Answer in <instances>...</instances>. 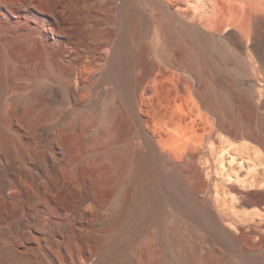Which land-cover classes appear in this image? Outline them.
Segmentation results:
<instances>
[{"label": "rangeland", "instance_id": "374dc122", "mask_svg": "<svg viewBox=\"0 0 264 264\" xmlns=\"http://www.w3.org/2000/svg\"><path fill=\"white\" fill-rule=\"evenodd\" d=\"M0 1L7 3L0 10V264H93L85 261L90 255L95 264H174L171 248L180 239L190 246L199 237L190 234L192 222L171 203H165L163 219L143 222L150 201L135 202L134 197L139 164L134 152L147 151L141 126L158 149L159 174L176 172L196 187L198 167L204 187L195 195L210 200L226 227L240 234L258 223L255 198L247 192L256 189L250 181L263 165L250 166L257 159L252 152L244 149L245 159L232 160L238 145L217 140L204 155L183 157L179 149L191 134L172 127L164 133L168 140L160 141V113L177 83L173 72L178 66L174 52L159 45L156 19L170 13L180 25L197 26L235 20L245 42L246 34L255 35L260 52L230 48L211 59V68L237 79L244 116L264 114V0L130 1L140 13L128 40L135 55L143 57L131 69L142 125L116 103V96L98 98L95 74L84 68L92 59L106 68L105 58L122 33L118 5L109 0ZM37 3L56 18L35 8ZM45 29L52 31L50 36ZM234 91L229 90L232 99ZM239 144L249 145L245 140ZM158 192L156 188L150 196ZM118 198L138 214L115 219ZM178 219H184L182 237ZM198 233L205 232L198 228ZM219 250L226 252L209 239L199 251L206 257Z\"/></svg>", "mask_w": 264, "mask_h": 264}, {"label": "bare ground", "instance_id": "6f19581e", "mask_svg": "<svg viewBox=\"0 0 264 264\" xmlns=\"http://www.w3.org/2000/svg\"><path fill=\"white\" fill-rule=\"evenodd\" d=\"M130 1L109 0V4L118 5L120 24L117 26L122 33L117 43L111 48L110 56L105 58L106 68L102 70L97 67L98 59L88 60L84 68L89 73L95 74L93 87L98 98L116 96V103L128 108L134 120L137 123L141 122L142 125L140 115L135 111L131 69L134 64L141 62L143 57L135 55L128 40V31L140 13L131 7ZM142 3H146V0ZM33 6L56 18L54 11L43 10L39 3ZM3 7H7V3L0 1V10ZM156 23L160 47L174 52L175 57L172 61L178 66L177 71L173 72L177 83L168 99L164 101L165 105L160 113L159 120L164 130L160 134V141L168 140V138L165 139L164 133L167 134V127H172L178 133L189 131L191 134V137L182 141L179 149L183 157L190 158L195 153L204 155L206 146L213 145L217 140L238 145L234 148L232 160L245 159L247 155L242 153L244 149L252 152L257 159L250 166L263 165V167L254 171L250 182L256 189L247 194L251 193L255 198L254 203L259 210L260 219L248 231L242 230L240 234L233 233L224 225L223 216L221 217L207 197H196V191L204 187L198 167H194L195 180L198 181L196 187L176 172L166 177L158 173L156 166L158 149L153 137L144 126H141L147 151L134 152V156L139 160L134 181V197L135 202L140 199L150 201V204L146 206L143 222L146 224L163 219L165 215L163 208L166 202L177 208L185 217L184 219L192 222L193 226L190 227L189 232L199 238L190 246L180 239V245L171 248L170 254L174 258V264H264V114L255 111L244 116L241 113L242 98L236 90L237 79L228 77L221 70L216 71L211 68V59L223 57L226 50L230 48H243L248 51L253 49L260 52L258 38L255 35L250 37L246 34L245 42L234 27L237 25L235 20L228 22L217 20L214 25L207 21H203L202 26L180 25L172 14L164 13L156 19ZM44 33L50 36L52 31L45 29ZM105 84L111 86L109 90L103 88ZM68 90L74 99L77 98L73 88L69 87ZM229 90L236 91H234L237 94L236 99L230 98ZM178 99L182 102L179 103ZM115 110L116 107L113 104L109 110L111 119L114 117ZM125 131L124 136L128 138L130 131ZM241 140L247 141L249 145H240ZM260 186L263 189L259 190ZM156 188L159 189L158 194L154 197L150 196L153 195L151 191ZM233 189L243 192L236 186ZM84 202L85 200L81 201V204ZM120 202L118 198L114 204L115 219L118 217L119 221H124L130 215L138 214L134 206L129 210L127 206H121ZM184 219H178L176 226L181 237ZM198 228L205 233L200 236ZM209 239L226 252L219 250L214 254L212 251L206 257H201L200 245L204 240ZM85 261L96 263L92 255Z\"/></svg>", "mask_w": 264, "mask_h": 264}]
</instances>
